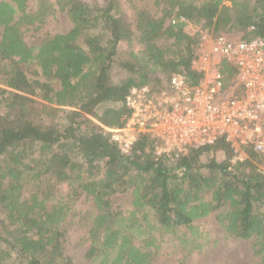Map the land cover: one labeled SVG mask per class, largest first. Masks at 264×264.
I'll list each match as a JSON object with an SVG mask.
<instances>
[{
	"label": "trees",
	"instance_id": "16d2710c",
	"mask_svg": "<svg viewBox=\"0 0 264 264\" xmlns=\"http://www.w3.org/2000/svg\"><path fill=\"white\" fill-rule=\"evenodd\" d=\"M29 1L0 0V264H77L67 226L86 264H153L164 238L200 251L209 241L195 221L211 213L264 264V154L248 145L233 162L220 138L170 157L147 134L124 153L105 129L124 124L132 88L157 94L174 73L197 83L200 34L187 23L264 40V0H151L152 11L132 0L133 27L119 0ZM56 10L67 32L25 38ZM220 66L229 86L235 70Z\"/></svg>",
	"mask_w": 264,
	"mask_h": 264
},
{
	"label": "built area",
	"instance_id": "2783aa9c",
	"mask_svg": "<svg viewBox=\"0 0 264 264\" xmlns=\"http://www.w3.org/2000/svg\"><path fill=\"white\" fill-rule=\"evenodd\" d=\"M222 62L235 70L229 86L224 84ZM191 69L200 74L195 84L174 73L157 94L147 87L132 88L126 98L131 112L124 124L105 128L111 139L124 153L140 134H147L160 143L157 153L170 157L220 138L232 149L233 162L245 158L243 148L248 145L264 154V40L202 33Z\"/></svg>",
	"mask_w": 264,
	"mask_h": 264
},
{
	"label": "rangeland",
	"instance_id": "374dc122",
	"mask_svg": "<svg viewBox=\"0 0 264 264\" xmlns=\"http://www.w3.org/2000/svg\"><path fill=\"white\" fill-rule=\"evenodd\" d=\"M54 3V0H50ZM122 7L126 11L127 18L131 23V27H133L132 19L133 16L131 11L129 10V5L132 0H119ZM139 1V0H138ZM140 5L149 7L152 11V1L151 0H140ZM30 9L35 8L34 0L29 1ZM133 25V26H132ZM70 29V23L66 16L56 10V12L47 18L46 22L42 26L40 30L37 32L30 30L26 34V39H32L37 37L39 34L44 31L54 33H65ZM184 30L188 34L199 33H214L211 30H203L199 29V26L194 24H187L184 27ZM31 35V36H30ZM230 37L238 38L241 36V33H230ZM30 39V40H31ZM220 152L215 155L217 160H220L221 154ZM60 191V195L65 197L68 192V186L66 183H61L58 187ZM116 203L119 205L124 212H127L129 205V194H124L117 196ZM87 209L91 207V203L84 199V197H78L75 203V207ZM203 231V241L208 238V243H206L203 248L198 251L194 250L188 255H184V253L180 252L178 248L174 246V239H163L161 242L160 249L155 257V261L153 264H251L256 259L253 257L251 252V242L250 241H242L235 237L227 236L224 230L219 226L215 213L209 214L207 217L198 219L195 221ZM208 232V236L205 232ZM68 235V243L69 246L66 250L67 254L72 256L77 264H86L83 258V252L86 247V243H81L80 238L82 237V233L74 231L72 226H67Z\"/></svg>",
	"mask_w": 264,
	"mask_h": 264
}]
</instances>
